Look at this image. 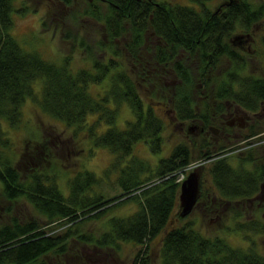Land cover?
<instances>
[{"label": "trees", "instance_id": "16d2710c", "mask_svg": "<svg viewBox=\"0 0 264 264\" xmlns=\"http://www.w3.org/2000/svg\"><path fill=\"white\" fill-rule=\"evenodd\" d=\"M187 1L185 6L168 0L87 2L85 13L103 26L104 40L99 43L103 58L92 59L91 69L72 73L67 61L62 65L50 62L37 52L25 51L16 42L11 33L17 12L15 0H0V190L9 202L21 200L35 212V219L20 223L14 218L11 225L0 227V264H49L40 259L66 255L71 242L115 252L120 251L122 243H131V264H150V242L162 232L160 264H264V254L259 249H234L224 239L200 233L194 221L166 230L173 216L183 222L189 217L179 218L180 183L175 181L189 165L198 162L207 167L212 182L211 188L200 190L199 200L216 196L214 203L234 205L228 216L235 228L264 235L263 221L244 214V209L256 207L251 203L261 192L264 137L259 126H264V121H257L249 135L228 146L211 145L207 138L199 143L183 141L169 157L159 161L155 171L132 155L138 141L151 143L152 150L158 153L164 130L163 119L143 102L138 87L152 98L159 97L176 122H201L205 129L212 124V115L209 104L199 107L193 97L194 75L205 89L215 85V115H224L231 104L252 113L264 108V77L243 73V56L227 43L236 32H245L256 23L264 25V0L258 5L240 0L217 14L207 6L211 0ZM223 57L230 62L229 69L217 72L215 67ZM192 60L195 68L187 66ZM150 67L167 71L171 81L157 75L151 79L147 73ZM102 83H106L104 93L95 99L90 86ZM27 99L67 127L88 126L91 144L108 149L113 156L105 173L119 172V198H106L97 191L102 182L88 171L74 175L67 186V197L58 187L56 172L46 170L48 167H30L24 178L1 126L6 123L14 128L20 123ZM125 103L133 119L121 129L115 121ZM90 116L94 120L87 124ZM253 138L259 141L256 144H262L257 151L253 150ZM232 152L235 153L230 155ZM126 202L137 205L130 216L107 217L106 227L98 235L84 231L88 223L105 218ZM238 205L242 206L239 210ZM37 216L45 223L36 220ZM47 225L50 227L45 228ZM64 226V233H55Z\"/></svg>", "mask_w": 264, "mask_h": 264}, {"label": "rangeland", "instance_id": "374dc122", "mask_svg": "<svg viewBox=\"0 0 264 264\" xmlns=\"http://www.w3.org/2000/svg\"><path fill=\"white\" fill-rule=\"evenodd\" d=\"M168 1L172 4L184 6L189 3L187 0ZM230 1L231 0H211L207 6L211 11V9L215 10L220 5ZM246 1L249 3L253 2L255 5L261 2V0ZM86 4V0H70V3H64L60 0H15L17 12L13 16L11 33L16 39V42H18L25 51L37 52L44 59L59 65L67 61V67L72 73H76L81 69H91L93 60L101 61V58H103L100 55L99 43L104 40V38L102 23L95 21L85 13L87 9ZM99 7L104 11L105 7L101 5ZM230 40L234 43L240 42L241 45L236 44L234 46V43H229ZM227 43L229 47H231V50L243 56L245 64L243 73L264 77V25L256 23L245 32H236L230 36ZM229 63L228 59L223 57L219 60V64L216 65L215 69H218L217 72L227 71L230 66ZM194 64L192 60L191 64H187V66L195 68ZM170 71L171 69L169 72ZM190 71L193 72L192 69H190ZM147 73L148 76H151V79L155 77V75H157L158 78H167L168 83L171 81L170 79H172L171 75H167V71L165 73L163 69L150 67L147 69ZM215 75L219 76V74ZM194 76L195 85H193V97L195 100L197 98L199 107L203 103L209 104L210 116L212 115L211 118H214L212 119V124L206 127V130L210 131L209 135L206 137L207 142L211 145H231L239 138L234 139V137H229L226 140L222 139L221 136L216 137L215 135V131L218 130L220 126V119L223 117V115H215L212 113L217 103L212 93L215 85L214 87L211 85V87L209 86L208 89H205L200 83L199 78ZM146 85L148 86V84ZM149 86L152 88V85ZM105 87L106 83H102L101 85L93 84L90 86V94L95 99H99V97L103 95ZM36 89L39 91L40 87L36 86ZM138 90L143 102L149 104L152 109L155 110V113L163 119L164 130L160 134L162 145L158 153L152 150L151 143L138 141L133 145L132 155L142 160L149 168L155 171L159 161L169 157L173 149L181 142L199 143L204 138L200 136L199 130V127H202V125L197 122L179 124L173 120L171 117L172 114L167 110L168 106L159 100V97L152 98L151 94L146 93L145 90L139 87ZM153 90H155V88ZM36 95L38 96L37 93ZM198 97L204 98L205 102ZM21 112L22 118L17 126L9 128L6 123H3L1 127L6 131V136L9 137L11 143L10 148H12L16 166L20 168L24 178L30 173V167H36L31 169L40 170L43 166L48 167L46 170L56 172L55 177L58 187L61 193L67 197L69 196V188L67 186H69L74 175H77V172L80 171H88L100 179L102 184L96 190L104 194L106 198L112 197L116 199L121 196L120 194H122V192L117 185L119 172L112 173L108 170L109 174L105 173L113 156L108 149L95 147L91 144L87 135V125H85L83 129L67 127L61 121L58 122V120L42 112L39 106L31 99H27ZM132 119V112H130L128 105H126V103L122 104L118 111L117 121H115L116 127L123 129L126 123L130 122ZM93 120L94 117L90 116L87 118L86 123L89 124L93 122ZM229 120H231V118H229ZM262 126L263 125L260 124V135L264 137ZM252 142L255 144L253 150L257 151L262 148V144H256L259 143L256 138H253ZM35 143L41 144L38 146L35 145ZM238 143L239 145L244 144V142L241 143V141ZM243 148L245 149V147ZM24 152H26V154H23ZM234 153L235 152H232L230 155ZM28 161L29 164L27 163ZM197 163L198 162H195L193 164ZM199 165L201 167H199ZM196 166L197 168L199 167L196 171L200 174V183L202 182V188L200 190L204 192L212 187V182L207 174V167L202 163H198ZM215 199L216 196L210 200L197 201L199 205L184 222L183 220H178L177 217L176 221L173 216L166 230L172 225V228H175L194 221L195 229H198L200 233L210 238L219 237L221 240L224 239L234 249L245 251L251 246L255 250L259 249V251H262L264 235L250 234L247 231L243 232L236 229L235 222L228 216V213L231 212L230 210L234 208V205L231 204L228 206L220 202L214 203L215 201L213 200ZM253 202L254 203H251L252 205L257 204L256 200ZM135 204L136 203L133 202L121 204L119 207L112 210L111 214L108 213L105 218L88 223L84 231H90L95 235L101 234L106 227L105 219L107 217L126 218L136 211L137 205L135 206ZM241 207V205H238L237 210ZM176 212L177 211H175V215ZM34 215L35 212L30 206L21 200L9 202L2 195L0 190V227L3 225H11V220L14 218H16V221L24 223L27 220L35 219ZM36 218L41 224L42 222L45 223V221L40 220L39 216ZM240 221L246 222L247 220L242 219ZM48 227H50V225L45 226V228ZM66 227L67 226L60 228L55 233H64ZM162 234L163 232L150 242V264H160L159 244H161ZM250 240L254 242V246ZM132 246L131 243H122L119 246L121 247L120 251L115 252L108 248L95 249L93 245L85 246L77 242H71L70 248L68 249L69 251L66 255L61 257H44L41 258L40 261L42 260L49 264H61L65 262L66 264H131L134 255V248ZM35 264H37V262Z\"/></svg>", "mask_w": 264, "mask_h": 264}, {"label": "flooded vegetation", "instance_id": "af4514ba", "mask_svg": "<svg viewBox=\"0 0 264 264\" xmlns=\"http://www.w3.org/2000/svg\"><path fill=\"white\" fill-rule=\"evenodd\" d=\"M236 2H238V1L231 0L228 3L220 5L217 9H215V11H214L215 14L219 13L222 9H225V8L229 7L230 5L236 3ZM229 43L233 44L234 42L232 40H230ZM236 44H240V42L234 43V46ZM229 118H231V120H229ZM212 119H214V118H212ZM257 121H259V122L264 121V108L262 109V111H260L258 113H252V112H248V111H245V110L237 107V105L233 106L231 104V105H228L227 112L223 115L222 119H220V126H219V129L215 131V135H216V137L221 136L222 139H226V140L229 137H231V138L234 137V139L241 138L243 135H249L250 132L253 131L255 123ZM199 123H201V122H199ZM262 127H264V126H262ZM199 128H200L199 129L200 130V136L206 138L207 135H209L210 131H207L203 126L199 127ZM259 128H261V127L259 126ZM235 130H236V132H235ZM260 190H261L260 196L256 198L257 199L256 200V203H257L256 207L254 209H251V208L244 209V214H246V216L251 215V216L257 217L259 220L263 221V224H264V177H263V181L260 183ZM178 198H179V196H178ZM195 208H196V206H195ZM261 253L264 254V245H263V249H262Z\"/></svg>", "mask_w": 264, "mask_h": 264}, {"label": "water", "instance_id": "95a60500", "mask_svg": "<svg viewBox=\"0 0 264 264\" xmlns=\"http://www.w3.org/2000/svg\"><path fill=\"white\" fill-rule=\"evenodd\" d=\"M92 2L93 0H86ZM200 174L194 170L190 172L180 185L179 192V218L184 219L193 212L200 193Z\"/></svg>", "mask_w": 264, "mask_h": 264}, {"label": "built area", "instance_id": "2783aa9c", "mask_svg": "<svg viewBox=\"0 0 264 264\" xmlns=\"http://www.w3.org/2000/svg\"><path fill=\"white\" fill-rule=\"evenodd\" d=\"M196 167H197V166L194 165V164L189 165L185 170H183V173L180 174V175L177 177V181H176V182H178V183L181 184V183L185 180L186 175H187L190 171H192L194 168H196Z\"/></svg>", "mask_w": 264, "mask_h": 264}, {"label": "bare ground", "instance_id": "6f19581e", "mask_svg": "<svg viewBox=\"0 0 264 264\" xmlns=\"http://www.w3.org/2000/svg\"><path fill=\"white\" fill-rule=\"evenodd\" d=\"M200 194V193H199ZM200 196V195H199ZM198 201H199V197H198Z\"/></svg>", "mask_w": 264, "mask_h": 264}, {"label": "clouds", "instance_id": "9594fccd", "mask_svg": "<svg viewBox=\"0 0 264 264\" xmlns=\"http://www.w3.org/2000/svg\"><path fill=\"white\" fill-rule=\"evenodd\" d=\"M193 170H195V168H194ZM193 170H192V171H193ZM192 171H191V172H192ZM186 176H187V175H186Z\"/></svg>", "mask_w": 264, "mask_h": 264}]
</instances>
